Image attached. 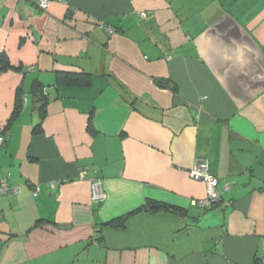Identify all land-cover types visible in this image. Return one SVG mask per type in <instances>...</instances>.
Returning <instances> with one entry per match:
<instances>
[{
    "label": "crops",
    "instance_id": "0c3cea01",
    "mask_svg": "<svg viewBox=\"0 0 264 264\" xmlns=\"http://www.w3.org/2000/svg\"><path fill=\"white\" fill-rule=\"evenodd\" d=\"M3 53L22 71L0 75V133L21 86L38 80L50 100L36 135L39 105L24 96L0 149V183L17 189L0 195V264L264 258V0H52L46 11L0 0ZM57 73L91 86L58 85ZM204 159L221 194L211 210L189 176ZM148 202L185 216L137 211Z\"/></svg>",
    "mask_w": 264,
    "mask_h": 264
},
{
    "label": "trees",
    "instance_id": "16d2710c",
    "mask_svg": "<svg viewBox=\"0 0 264 264\" xmlns=\"http://www.w3.org/2000/svg\"><path fill=\"white\" fill-rule=\"evenodd\" d=\"M11 70L21 72L22 68L13 67L10 64L7 55L4 53L0 54V75L4 72ZM56 80L58 85L72 87V88H86L91 86L92 75L74 74V73H57ZM154 81L156 85H158L161 88L170 89L174 93L177 92L176 85L175 84L173 85L172 82L169 80L155 79ZM118 87L120 88V95L122 99L128 102L131 105V107H134L136 104V100L135 99L129 100V97H127L128 95L127 90L124 88L122 84H118ZM45 91H46L45 85L38 80H34L32 82L29 92H25V90H23L21 86L16 93V104L11 119L8 123V126L0 134H6L9 128L12 126L13 122L19 117L22 109L24 108V96L26 95L32 96L34 103L39 105L38 108H36L37 112L39 113V120L33 127V133L36 135L42 134L43 123L47 114L46 108L50 100V97L47 95ZM90 132L92 134H95L94 128L91 125H90ZM218 203L219 202H217L211 208H208L206 210L214 209ZM137 211L144 213L166 212V213L176 214L181 217L185 216V211L182 208L166 203L148 202L143 207L139 208ZM129 216L124 217L122 220L112 221L105 226L113 227L115 229H124L126 227V222ZM252 264H264V258L256 257Z\"/></svg>",
    "mask_w": 264,
    "mask_h": 264
},
{
    "label": "built area",
    "instance_id": "2783aa9c",
    "mask_svg": "<svg viewBox=\"0 0 264 264\" xmlns=\"http://www.w3.org/2000/svg\"><path fill=\"white\" fill-rule=\"evenodd\" d=\"M51 1L52 0H37V5L42 11H46L50 7ZM109 32L111 33L113 31ZM6 140L7 133L0 134V149L5 145ZM189 176L197 182L204 183L206 186V196L204 199L198 202V205L200 207L208 209L220 201L221 194L218 190L219 180L210 172L209 161L207 159L199 160L192 168V170H190ZM86 178V171H82L80 174V179L85 180ZM101 184L102 183L100 180L95 181L92 184V200L96 203L106 200V194L103 190H101ZM15 193H17V189L9 188L5 182L0 183V195Z\"/></svg>",
    "mask_w": 264,
    "mask_h": 264
},
{
    "label": "rangeland",
    "instance_id": "374dc122",
    "mask_svg": "<svg viewBox=\"0 0 264 264\" xmlns=\"http://www.w3.org/2000/svg\"><path fill=\"white\" fill-rule=\"evenodd\" d=\"M38 120H39V118H38ZM38 120H37V122H38ZM37 122H36V123H37Z\"/></svg>",
    "mask_w": 264,
    "mask_h": 264
}]
</instances>
